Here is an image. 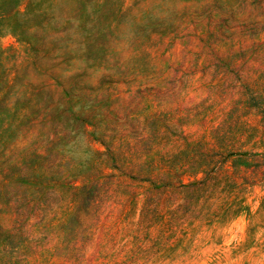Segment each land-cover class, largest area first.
Masks as SVG:
<instances>
[{"label": "rangeland", "instance_id": "374dc122", "mask_svg": "<svg viewBox=\"0 0 264 264\" xmlns=\"http://www.w3.org/2000/svg\"><path fill=\"white\" fill-rule=\"evenodd\" d=\"M0 264H264V0H0Z\"/></svg>", "mask_w": 264, "mask_h": 264}]
</instances>
